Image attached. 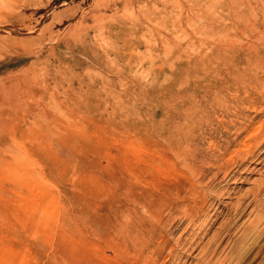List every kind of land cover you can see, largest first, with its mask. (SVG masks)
Masks as SVG:
<instances>
[{
	"label": "rangeland",
	"instance_id": "374dc122",
	"mask_svg": "<svg viewBox=\"0 0 264 264\" xmlns=\"http://www.w3.org/2000/svg\"><path fill=\"white\" fill-rule=\"evenodd\" d=\"M261 36L264 0H0V264H264Z\"/></svg>",
	"mask_w": 264,
	"mask_h": 264
},
{
	"label": "bare ground",
	"instance_id": "6f19581e",
	"mask_svg": "<svg viewBox=\"0 0 264 264\" xmlns=\"http://www.w3.org/2000/svg\"><path fill=\"white\" fill-rule=\"evenodd\" d=\"M240 1V0H239ZM263 7V6H262ZM238 13V12H237ZM233 19V18H232ZM236 19V18H235ZM234 22V21H233ZM258 31V30H257ZM260 34V33H259ZM261 38H264L263 36H261ZM229 40V39H228ZM259 40L260 41H262V39H260L259 38ZM218 41V40H217ZM221 43V42H220ZM248 44V43H247ZM246 44V45H247ZM220 44L217 42V43H215V44H213V45H211V48H214V47H216V46H219ZM222 46V45H221ZM241 46V45H240ZM263 46H264V41H263ZM220 47V46H219ZM223 48H224V50H226V51H228V52H226L227 54H229V52H232L233 51V53H235L236 52V45H234V44H232V42L231 41H225L224 42V44H223ZM245 49L243 52H245L246 51V49L247 48H249V46H241V47H238V49ZM236 54V53H235ZM239 57L236 59V61L237 60H240V61H242V63H244L245 61H246V55H241V53H239V54H237ZM241 56V57H240ZM232 60V59H231ZM228 61V60H227ZM240 61H238V62H240ZM236 64V63H235ZM241 64V63H240ZM237 65V64H236ZM235 65V67H237ZM235 77V76H234ZM257 83V82H256ZM262 83V82H261ZM264 83V82H263ZM256 85V84H255ZM257 86V85H256ZM241 102V101H240ZM225 107H227V106H225ZM260 107H261V105H260ZM218 108H220V107H218ZM217 108V109H218ZM263 108V107H262ZM262 121V120H261ZM240 122V121H239ZM238 122V123H239ZM258 126V125H257ZM234 127H236V126H234ZM256 127V126H255ZM241 128V127H240ZM234 129V128H233ZM238 129H239V127H238ZM245 129H248V126L246 125V126H244V130ZM195 130V129H194ZM264 130V122H261L260 124H259V126L256 128V131L254 132V131H252L254 134L252 135V136H254L255 137V139H256V142H257V145L262 141L261 139H260V137L258 136V134H260L262 131ZM189 132H190V130H189ZM193 132V130L189 133V134H193L192 133ZM195 133V132H194ZM197 133V132H196ZM195 133V134H196ZM239 133V132H238ZM237 133V134H238ZM249 133H251V132H249ZM196 136V135H195ZM195 136H193L194 138H195ZM261 136H263V135H261ZM189 137V136H188ZM192 137V138H193ZM187 138V137H186ZM190 138V137H189ZM224 138V137H223ZM244 138H246V137H244ZM243 138V139H244ZM196 139H198V138H196ZM264 140V139H263ZM188 141V140H187ZM189 141H190V139H189ZM232 141L233 140H230V139H228V141L226 142L228 145H231L232 144ZM224 142V141H223ZM242 142H243V140H242ZM242 142H241V146H242ZM255 142V143H256ZM263 142V141H262ZM261 142V143H262ZM201 143V142H200ZM225 143V142H224ZM249 144V143H248ZM243 145H245V143L243 144ZM250 145V144H249ZM260 145V144H259ZM224 147V149H221L220 150V152H219V154H218V156H216V155H214L215 156V158H213V160H212V158L211 157H209V158H211V160L214 162V165L216 166V169H217V171L218 172H216V173H213V179H215V180H217V182H223L227 177H229L230 176V174L232 175V174H234V172H233V170H232V168L231 167H228L229 166V163L231 162V161H229V159H233V154H232V152H230V149L228 148V147H225V146H223ZM245 148L247 147V146H244ZM230 148H231V146H230ZM258 149V148H257ZM242 150H243V148H242ZM199 151V150H198ZM202 151V150H201ZM219 151V150H218ZM195 152H196V149H195ZM229 153H231L229 156H227L226 157V154H229ZM234 153V152H233ZM193 154H195V153H193ZM199 154H202V153H199ZM254 154H255V152H254ZM192 155V154H191ZM197 155V154H196ZM195 155V156H196ZM257 155V154H256ZM193 156V155H192ZM253 156V155H252ZM213 157V156H212ZM257 157V156H256ZM247 158H248V156H244V155H241L240 156V158H239V160L238 161H234V159L232 160V162H234V164H236V165H241L242 166V163L243 162H248V160L250 159H248L247 160ZM190 159V158H189ZM192 159H194L195 160V158H194V156H193V158ZM208 160V159H207ZM210 160V159H209ZM208 160V161H209ZM211 160L208 162V163H211ZM191 161V160H190ZM250 161H252V160H250ZM192 162V161H191ZM194 162H196L197 163V160L196 161H194ZM231 162V163H232ZM230 163V164H231ZM250 163V162H249ZM191 165V164H190ZM196 165H199V164H195L194 166V170H195V168L197 167ZM213 166V165H212ZM212 166H210V167H212ZM190 167H192V169H193V165H191ZM214 167V166H213ZM212 167V168H213ZM235 167V166H234ZM233 167V168H234ZM215 168V167H214ZM197 169V168H196ZM235 169V168H234ZM207 171V174H208V172H209V169L208 170H206ZM206 171H205V173H206ZM233 176V175H232ZM231 177V176H230ZM199 178V177H198ZM232 178V177H231ZM200 179H202V177L200 178ZM211 179V178H210ZM229 179V178H228ZM227 180V179H226ZM197 181H199V180H197ZM211 181V180H210ZM229 181V180H228ZM200 183H201V181L200 182H198V184L199 185H197L198 187L199 186H201L200 185ZM207 183V182H206ZM208 184V183H207ZM260 183H258V187L257 186H255V189L252 191V199H253V197L257 200V199H259L258 197L262 194V191L264 192V181L259 185ZM203 186V185H202ZM210 184H209V187L206 185L205 186V190H208V189H210ZM216 186V185H215ZM214 186V187H215ZM219 186V185H218ZM206 187L208 188V189H206ZM212 187V186H211ZM217 187V186H216ZM257 187V188H256ZM201 188L202 187H199V188H196V187H193L192 188V190H191V192H190V194H195V195H197V194H200V193H203V191L204 190H201ZM213 188V187H212ZM218 188V187H217ZM190 191V190H189ZM215 192H217V190H214ZM214 191H212V192H214ZM205 192V191H204ZM214 192V193H215ZM209 193H211V191L209 192ZM213 194V193H212ZM186 198H187V200L189 201L188 203H191V204H195V202H196V198H192L191 196H189V194H187L186 196H185ZM261 197V196H260ZM255 199H254V201H255ZM238 202H239V200H238ZM241 202V201H240ZM264 202V201H263ZM236 203V202H235ZM256 204V203H255ZM264 204V203H263ZM189 205V204H188ZM247 205V204H246ZM245 205V206H246ZM258 205H260V204H258ZM176 206V205H175ZM263 206V205H262ZM174 207V206H173ZM177 207V206H176ZM175 208V207H174ZM233 208V207H232ZM245 208V207H244ZM259 209H260V207H258ZM258 208H257V210H258ZM262 208V207H261ZM172 209V208H171ZM204 210V209H203ZM234 210H235V208H234ZM262 210V209H261ZM260 210V211H261ZM264 210V209H263ZM261 211V213H258V212H260V211H258L257 213V215L254 217V219L252 218L251 220L252 221H250V225L248 226V228L250 229L249 231H258V229H262L263 227H264V224H262L263 223V220H264V211ZM205 211V210H204ZM254 211V210H253ZM185 212V211H184ZM239 212V211H238ZM263 212V213H262ZM186 213H187V211H186ZM199 213V212H198ZM254 213V212H253ZM256 213V212H255ZM183 214V213H182ZM195 214H197V213H195ZM195 214H194V216H195ZM243 214V213H242ZM252 214V213H251ZM263 214V215H262ZM185 215V214H184ZM187 215H188V213H187ZM249 215H250V213H249ZM186 216V215H185ZM183 217V216H182ZM197 217V216H196ZM171 218H173V217H171ZM239 218V217H238ZM174 219V218H173ZM190 219L192 220L193 218H192V215H191V217H190ZM194 220V219H193ZM197 220V219H196ZM189 222H191V221H189ZM194 223V222H193ZM195 223H196V221H195ZM190 224V223H189ZM188 224V225H189ZM230 226V225H229ZM247 228V229H248ZM248 232V231H247ZM248 234V233H247ZM245 236V235H244ZM245 238V237H244ZM213 250V249H212ZM208 251H210V252H213V253H216V251L217 250H213V251H211V250H208ZM202 252H204V251H202ZM231 252V251H230ZM212 253V254H213ZM205 255H207V254H205ZM209 256V255H208ZM211 256V255H210ZM212 256H214V254L212 255ZM228 256L229 257H232L233 255H230V254H228ZM225 257V256H224ZM223 257V258H224ZM226 259H227V256L225 257ZM224 258V260H226ZM223 260V259H222ZM220 262V261H219Z\"/></svg>",
	"mask_w": 264,
	"mask_h": 264
}]
</instances>
